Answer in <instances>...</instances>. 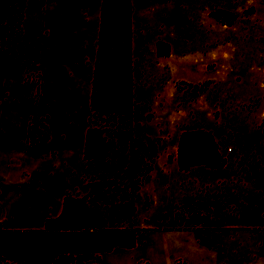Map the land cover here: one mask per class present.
Returning a JSON list of instances; mask_svg holds the SVG:
<instances>
[{
	"label": "rangeland",
	"instance_id": "374dc122",
	"mask_svg": "<svg viewBox=\"0 0 264 264\" xmlns=\"http://www.w3.org/2000/svg\"><path fill=\"white\" fill-rule=\"evenodd\" d=\"M99 5L27 0L14 51L0 55V171L13 180L0 230L41 229L65 196L103 180L98 209L121 214L106 227L133 228L135 243L90 262L264 264V0H132V138L155 151L135 191L128 148L83 158ZM193 129L213 136L222 166L178 167Z\"/></svg>",
	"mask_w": 264,
	"mask_h": 264
},
{
	"label": "trees",
	"instance_id": "16d2710c",
	"mask_svg": "<svg viewBox=\"0 0 264 264\" xmlns=\"http://www.w3.org/2000/svg\"><path fill=\"white\" fill-rule=\"evenodd\" d=\"M26 2L0 0V55L14 51L22 32ZM136 106L132 0H100L83 158L98 161L105 158L112 147L128 148L127 173L134 191L140 178L151 169L155 156L152 143L140 141L137 145L132 138ZM176 151V161L182 170L200 164L220 167L225 163L213 136L201 129L181 132ZM136 157L137 162L134 161ZM107 184V181L93 180L84 196H65L60 212L47 217L41 229L0 230V261H11V264H94L89 260L95 253L110 251L115 246L133 247V228L106 227L107 216L121 214L105 206L102 208L106 212L98 209V203L107 201V196L99 189ZM132 194L126 204L128 216L133 214Z\"/></svg>",
	"mask_w": 264,
	"mask_h": 264
},
{
	"label": "crops",
	"instance_id": "0c3cea01",
	"mask_svg": "<svg viewBox=\"0 0 264 264\" xmlns=\"http://www.w3.org/2000/svg\"><path fill=\"white\" fill-rule=\"evenodd\" d=\"M21 134H23V136L19 137V140H20V143L22 144L23 143L22 138L24 137L23 127H22V133ZM9 179H11V180H9ZM0 189H4V190H7V189L12 190L13 189V180L11 178V174L6 175L5 173L0 171Z\"/></svg>",
	"mask_w": 264,
	"mask_h": 264
}]
</instances>
